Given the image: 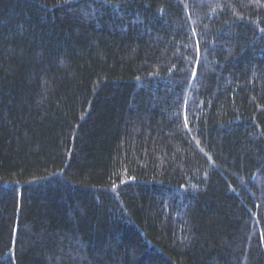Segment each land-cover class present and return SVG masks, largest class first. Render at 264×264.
<instances>
[{
    "label": "trees",
    "instance_id": "obj_1",
    "mask_svg": "<svg viewBox=\"0 0 264 264\" xmlns=\"http://www.w3.org/2000/svg\"><path fill=\"white\" fill-rule=\"evenodd\" d=\"M0 264H264V0H0Z\"/></svg>",
    "mask_w": 264,
    "mask_h": 264
}]
</instances>
